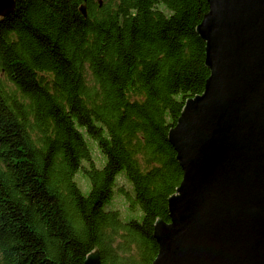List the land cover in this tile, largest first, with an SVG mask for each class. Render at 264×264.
Wrapping results in <instances>:
<instances>
[{
  "label": "trees",
  "instance_id": "trees-1",
  "mask_svg": "<svg viewBox=\"0 0 264 264\" xmlns=\"http://www.w3.org/2000/svg\"><path fill=\"white\" fill-rule=\"evenodd\" d=\"M101 1L15 0L0 17V264L157 257L183 177L169 131L210 76L208 0ZM117 190L140 219L108 207Z\"/></svg>",
  "mask_w": 264,
  "mask_h": 264
},
{
  "label": "water",
  "instance_id": "water-1",
  "mask_svg": "<svg viewBox=\"0 0 264 264\" xmlns=\"http://www.w3.org/2000/svg\"><path fill=\"white\" fill-rule=\"evenodd\" d=\"M15 4L0 0V17ZM208 5L196 31L210 76L169 131L183 177L170 221L155 223L152 264H264V0Z\"/></svg>",
  "mask_w": 264,
  "mask_h": 264
},
{
  "label": "rangeland",
  "instance_id": "rangeland-1",
  "mask_svg": "<svg viewBox=\"0 0 264 264\" xmlns=\"http://www.w3.org/2000/svg\"><path fill=\"white\" fill-rule=\"evenodd\" d=\"M90 143H91V147L93 148V154H94L95 159L97 160V164L98 165H102V163H103L102 155L99 153V151H98V149L96 147V144L94 142H92V141H90ZM124 174L125 173L123 172V175H120L118 177V179H117V184H118L117 187H118V189L120 187L131 189V185L127 181V179L125 178ZM76 181L80 185V187L83 190L84 194H88V192L90 190V184H89L88 179L83 175V173L79 172L76 175ZM108 207L112 208V209L119 210L122 213V217L124 219L129 220V219H132L133 217H137L138 219H140V215H141L140 212L132 211L129 208L128 202L126 201L125 197L122 196L119 193L118 190H117V192L115 194L114 199L112 200V202L109 204Z\"/></svg>",
  "mask_w": 264,
  "mask_h": 264
}]
</instances>
